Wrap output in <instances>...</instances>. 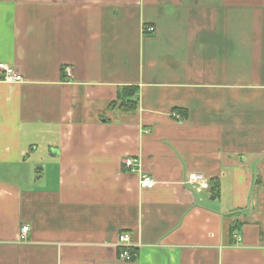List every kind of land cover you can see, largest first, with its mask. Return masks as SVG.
<instances>
[{"label": "crops", "instance_id": "crops-1", "mask_svg": "<svg viewBox=\"0 0 264 264\" xmlns=\"http://www.w3.org/2000/svg\"><path fill=\"white\" fill-rule=\"evenodd\" d=\"M0 64V264H264V0H0Z\"/></svg>", "mask_w": 264, "mask_h": 264}, {"label": "built area", "instance_id": "built-area-1", "mask_svg": "<svg viewBox=\"0 0 264 264\" xmlns=\"http://www.w3.org/2000/svg\"><path fill=\"white\" fill-rule=\"evenodd\" d=\"M22 79L19 73L12 67L0 64V83L18 84ZM121 165L124 170L139 174V188L151 189L155 185L154 180L146 173L141 172V164L139 157H126L121 160ZM202 176L192 174L188 179L190 184L196 191H201L205 188ZM28 226L21 227L20 240H26ZM118 247L120 248L119 260L129 262L133 259L131 254V237L127 233L120 234L118 237Z\"/></svg>", "mask_w": 264, "mask_h": 264}, {"label": "trees", "instance_id": "trees-1", "mask_svg": "<svg viewBox=\"0 0 264 264\" xmlns=\"http://www.w3.org/2000/svg\"><path fill=\"white\" fill-rule=\"evenodd\" d=\"M137 89L125 87L117 91L116 100L110 104L109 109L115 105L118 111L123 114L132 115L135 113L138 101H137Z\"/></svg>", "mask_w": 264, "mask_h": 264}, {"label": "rangeland", "instance_id": "rangeland-1", "mask_svg": "<svg viewBox=\"0 0 264 264\" xmlns=\"http://www.w3.org/2000/svg\"><path fill=\"white\" fill-rule=\"evenodd\" d=\"M118 111V109H117ZM29 160L27 163L30 166L31 172L34 174L38 168L44 167L45 163L48 164V158L46 157V151L44 150L43 144L38 148L37 151L29 152ZM44 164V165H43Z\"/></svg>", "mask_w": 264, "mask_h": 264}]
</instances>
